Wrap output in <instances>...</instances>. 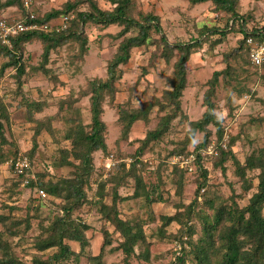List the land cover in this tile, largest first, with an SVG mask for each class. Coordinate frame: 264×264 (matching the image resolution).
Returning <instances> with one entry per match:
<instances>
[{"label":"rangeland","instance_id":"rangeland-1","mask_svg":"<svg viewBox=\"0 0 264 264\" xmlns=\"http://www.w3.org/2000/svg\"><path fill=\"white\" fill-rule=\"evenodd\" d=\"M42 1L41 4L38 2L39 10H36L40 16L60 10L66 3L78 0ZM94 1L101 10H110L113 7L106 0ZM133 2L134 14L151 12L160 18L162 30L172 45L199 38V30L203 26L223 28L225 24V15L212 13L209 2ZM75 9L88 10V7L83 3L78 4ZM237 10L240 15L248 16L249 30L264 26V0H238ZM7 11L11 14L6 15ZM70 13L75 14L73 11ZM23 15L20 8L0 9V18L7 20H18ZM121 29L117 25L102 28L100 25L86 23L82 31L87 37V52L80 53L79 42L70 39L49 52L43 70L41 42L34 40L25 44L19 59V64L24 67L21 75L17 74L19 64L13 65L8 57L0 54V69L3 64L11 62L0 73V116L4 117L2 121L5 137L10 142L2 149L9 159L0 164V244L5 245L7 252L9 249L24 264H32L34 258L47 259L53 252L38 251L34 244L38 239L45 238L49 225L62 216L65 201L50 195H46L44 199L38 198L35 188L23 187V178L17 176L7 162L19 153L25 155L30 162L29 174L34 176L38 185H44L43 190L47 184L74 178L80 161L72 156L73 145L69 136L78 123L86 131L91 122L90 96L86 95L88 82L95 78H106L107 65L122 40L114 39L113 36ZM132 34L133 32L127 35ZM158 37L153 33L150 43L131 50L127 64L120 66V78L115 84L114 98L111 99L106 94L102 101L101 117L106 125L105 143L108 153L114 156L118 164L124 163L126 168L132 163L136 165L134 172L150 191L149 199L132 197L134 180L127 177L117 188V200L114 203L113 191L116 186L115 182L109 181L114 176V172L110 174L109 171L111 158H107L101 151L92 152L91 176L88 184L83 187L86 202L71 214L72 218L88 226L85 231L88 245L82 249L76 242L65 241L72 251L81 253L78 262H72L71 259L67 264H91L89 256L96 257L102 251V264H126L125 255L117 248L121 236L113 231L112 225L100 214L97 203L99 198L95 195L100 181H107L103 191V204L115 206L119 219L130 226L141 228L145 235L148 247L138 242L134 247L135 257L130 258L128 264H172L176 254L183 249V245L172 238L179 235V226L171 223L162 227L161 217L173 215L178 204L188 206L195 197L201 178L197 179L191 155L194 144L201 141L202 133H197L193 144H187L182 153L175 151L182 147L185 134L190 129L189 123L199 121L205 111L203 100L209 88L207 82L213 72L225 69V56L238 46L241 36L231 32L221 44L214 47L211 44L219 38L217 35L207 40L200 37L201 47L190 55L185 65L186 87L180 100V112L171 120L167 133L159 141L150 143L140 156L136 153L139 140L148 131L154 130L159 120L172 109L165 107L166 100L162 95L164 91L171 90L170 82L177 54L174 53L171 61L166 63L162 59ZM245 69L250 73L248 77L237 73L240 85L229 78L220 77L212 98L216 114L225 118V133L221 144L226 147L230 137H238L232 150L240 163L252 153L264 150V69H257V77L251 75L256 71L254 67L245 66ZM230 102L231 106L228 107ZM31 103L41 105V110H37L36 105L29 106ZM149 103L153 104L149 111V120L135 122L125 137L122 134V124L118 120L119 107L132 111L146 108ZM209 128L212 136L202 153L215 156L214 152L220 142L214 136V129L211 126ZM203 165L209 171L207 186L200 189V195L196 199V214L186 224L187 228L194 230L193 240L203 235V219L195 216L204 213L210 222L212 208L216 203L223 199L229 207L232 197V201L241 208L247 205L248 198L255 191L254 188L247 193L242 190V181L236 177L231 161L226 163L225 175L220 170L213 171L208 161H203ZM182 170L184 171L181 172ZM257 174L254 171L248 176L256 177ZM178 181L181 185L177 184ZM253 184H257L256 179ZM209 199L210 206H206V200ZM179 210L182 211V208ZM160 228L164 229L162 236ZM12 231L17 234L11 235ZM103 231L110 237V244L106 246L103 245ZM184 249L188 250V245ZM4 251V248L0 249V260ZM138 255H145V260L138 259ZM220 256L221 252L211 255L210 262L217 264ZM194 262L187 260L185 264Z\"/></svg>","mask_w":264,"mask_h":264},{"label":"trees","instance_id":"trees-1","mask_svg":"<svg viewBox=\"0 0 264 264\" xmlns=\"http://www.w3.org/2000/svg\"><path fill=\"white\" fill-rule=\"evenodd\" d=\"M36 1L32 10L36 14L35 21L40 25L54 21L59 16L71 11L75 13L74 18L65 31L49 30L45 32L40 27L39 30L23 32L11 38L10 47L0 43V54L8 57L13 65L19 64L23 46L34 40L40 41L43 45L42 70L44 69L43 65L48 60L49 52L70 39L79 42L80 53L82 51L86 53L87 37L82 31L86 23H92L96 26L100 25L102 28L110 25L120 26L122 29L113 38H122V40L119 42L112 59L107 65L106 78L104 80L95 78L88 82L86 95L90 96L91 122L89 126L86 127L85 131L82 124L78 123L71 130L69 136L73 145L71 153L73 158L80 161L74 178L60 180L55 184H47L44 187L45 190H43L44 185L40 183L38 185L35 178L29 180L26 185L22 183L23 187H34L36 192L37 190H43L46 195L63 198L65 201L62 208V216H59L55 222L49 225L47 229L48 235L45 238L38 239L34 244L38 251L51 250L53 252L47 259H32V264H67L71 259L72 262H78L81 253L72 251L65 241L76 242L82 249L88 245V240L85 236L88 226L72 218L71 214L86 202L83 187L88 184L91 176L92 152L101 151L107 158H111L109 171L110 174L114 172V176L109 181L115 182L116 186L113 191L114 203L117 200V188L123 184V181L127 177L134 180L135 188L132 197L149 199L150 191L146 188L142 179L134 172L136 165L132 163L129 168H126L124 163L118 164L114 160V156L108 153L105 143L106 125L101 118L103 114L102 101L105 100L106 94L111 99L114 98V94L116 93L115 84L120 78V66L127 64L131 50L150 43L153 33H155L159 36L158 44L161 49L162 59L166 63L171 61L174 53L177 54L174 62L173 78L170 82L171 90L164 91L162 95L164 100H166L165 107H172L171 112L165 114L159 120L157 127L154 130L148 131L146 136L142 140H139V147L136 153L141 156L150 143L159 141L167 133L171 120L180 112V100L186 87L185 65L190 55L201 47L200 37H205L204 40H207L217 35L219 38L211 44V47H214L221 44L226 35L231 32H235L241 36L238 46L225 56V69L213 72L211 79L207 82L209 88L203 100L205 111L199 121L189 123L190 129L185 134L182 147L175 151L182 153L187 144H193L195 135L202 133L201 141L194 144V150L192 151L196 176L197 179L201 178V181L197 185L193 201L188 206L178 204L173 215L161 217V220L163 222L162 227H167L171 223H176L179 226V235L176 234L172 238L178 240L183 245V249H180L176 254L175 261L172 264H185L187 260H194V264H212L210 256L219 252H221V256L217 264H264V215H262V210H264V150L252 153L246 157L243 163H240L235 157V152L232 150L238 137H230L226 147L221 144L225 133V118L216 114V106L212 102L220 77L222 79L229 78L230 81H234L235 84L240 85L237 73L245 74V77H248L250 74L245 69V66L254 67L256 71L253 74L251 73V75L256 77L258 74L257 69H264V64L253 66L250 63L249 46L246 44L247 38H251L255 43L264 41V26L249 30L247 28L248 16H242L238 13V0H190L192 4L209 2L212 13H223L226 17L224 27L203 26L199 30V38H192L188 42L172 45L167 41L166 35L162 30L160 18L151 12H137L134 14L135 5L133 0H106L113 6L110 10L99 9L94 0H78L74 3H66L60 10L50 11L44 16H40L36 11L39 10ZM83 3H86L88 10L77 11L75 9L76 6ZM4 7H16L23 11L21 0H0V9ZM131 32L133 34L128 36L127 34ZM10 65L11 62L3 64L0 73ZM23 71L24 67L19 64L17 66V74L21 75ZM228 81L226 82L229 83L230 81ZM33 105H36L37 110H41V105L36 103L29 104V106ZM146 105V108L132 111L119 107L118 120L122 124V134L125 137L135 122L140 120L147 122L149 120L148 115L153 104L149 103ZM230 106L231 102L228 107ZM2 119L4 117L0 116V164L9 159L5 156L2 149L5 145L10 144L5 137ZM210 126L215 131L214 136L217 141L220 142L219 147H216L215 156H207L202 153V150L207 148L212 136ZM203 161H208L213 171L220 170L223 175H225L227 170L226 163L231 161L235 167L234 172L236 177L242 181V190L247 193L254 188L255 191L248 198L247 205L241 208L236 202L232 201V197L231 206L229 207L226 206L224 203L226 201L223 199L221 202L216 203L215 207L212 208V216L209 218L210 222H208L204 213L202 215L199 213L195 216L196 218L203 219L201 228L203 235L193 240L194 230L190 227L187 228L186 224L196 214V199L200 195V189L207 186L209 171L204 167ZM254 171L258 172L256 177L248 176L249 173H253ZM255 179L257 180L256 185L253 184ZM106 182L100 181L97 184V192L95 194L99 198L97 203L100 206L101 216L112 225L113 231L118 232L121 236V241L117 248L125 255L124 261L128 264V260L135 257L134 247L137 243H143L147 247L148 244H146L145 235L141 228L130 226L126 221L119 219L117 211L114 208L115 206L103 204V191ZM177 184L181 185L179 181ZM206 202L207 204L205 205L210 206L211 199L206 200ZM181 208L182 211L179 210ZM159 231L161 236L164 235V229L160 228ZM103 233V245H109L110 237L106 231H103ZM16 234L17 232H11L13 236ZM186 245L189 247L188 250L184 249ZM1 248H4L6 251H4L0 264H24L13 256L9 252V249L7 252L5 245L0 244ZM144 256L138 255V259L145 260ZM102 257L103 251L96 257L89 256V262H92L91 264H102Z\"/></svg>","mask_w":264,"mask_h":264},{"label":"built area","instance_id":"built-area-1","mask_svg":"<svg viewBox=\"0 0 264 264\" xmlns=\"http://www.w3.org/2000/svg\"><path fill=\"white\" fill-rule=\"evenodd\" d=\"M35 1L36 0H21L24 17L20 20H7L5 18H0L1 44L10 47L11 38L23 32L39 30L40 27L45 32L49 30L65 31L69 27L70 22L74 18L72 13L61 15L56 20L50 21L44 25L38 24L35 21L36 14L32 10ZM246 44L249 46L250 63L253 66H261L264 64V41L261 43H255L251 38H247ZM214 154H216V151ZM191 158L194 160L193 156ZM7 164L17 176L24 179L23 185H26L29 180L34 179V176L29 174L30 162L25 155L19 153L17 156L12 157ZM37 197L44 199L46 194L43 190H37Z\"/></svg>","mask_w":264,"mask_h":264},{"label":"crops","instance_id":"crops-1","mask_svg":"<svg viewBox=\"0 0 264 264\" xmlns=\"http://www.w3.org/2000/svg\"><path fill=\"white\" fill-rule=\"evenodd\" d=\"M4 1V0H3ZM38 2H40V4L43 2L42 0H37L36 3L37 5L39 4ZM11 8V7H10ZM12 9H15V8H12ZM4 14V13H3ZM11 13L10 12H6V15H10Z\"/></svg>","mask_w":264,"mask_h":264}]
</instances>
